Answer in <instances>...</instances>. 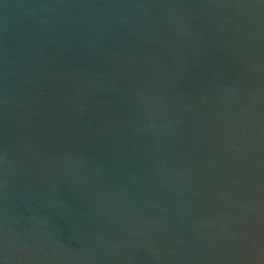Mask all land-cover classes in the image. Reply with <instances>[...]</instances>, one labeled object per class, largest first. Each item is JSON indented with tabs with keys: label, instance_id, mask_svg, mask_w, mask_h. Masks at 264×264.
I'll use <instances>...</instances> for the list:
<instances>
[{
	"label": "water",
	"instance_id": "95a60500",
	"mask_svg": "<svg viewBox=\"0 0 264 264\" xmlns=\"http://www.w3.org/2000/svg\"><path fill=\"white\" fill-rule=\"evenodd\" d=\"M0 264H264V0H0Z\"/></svg>",
	"mask_w": 264,
	"mask_h": 264
}]
</instances>
